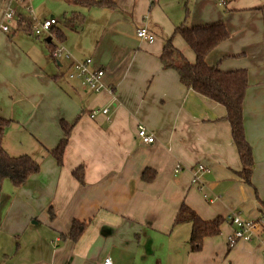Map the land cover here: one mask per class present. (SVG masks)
Here are the masks:
<instances>
[{"label": "crops", "instance_id": "1", "mask_svg": "<svg viewBox=\"0 0 264 264\" xmlns=\"http://www.w3.org/2000/svg\"><path fill=\"white\" fill-rule=\"evenodd\" d=\"M12 4L0 0V23ZM15 11L16 21H30ZM72 11L84 15L81 25ZM218 20L230 36L209 63L248 71L244 125L254 158L251 183L239 175L243 165L226 107L186 87L160 59L172 37L195 62L177 27ZM64 23L58 19L53 27L64 38L53 30L43 50L23 46L15 28L0 33V115L11 120L4 147L41 164L0 217V230L7 226L23 238L14 257L2 249L0 264H102L108 255L114 264H139L140 255L157 250L156 233H171L183 203L206 220L224 218L221 233L190 252L186 264H264L261 245H228L232 212L247 219L264 215V0H117L115 8L67 7ZM141 25L154 34L152 42L138 37ZM60 41L71 58L57 61L46 53ZM86 57L105 70L100 91L68 76L72 61ZM104 107L108 114L92 115ZM62 121L73 128L60 166L49 150L63 136ZM140 124L154 133L153 143L137 138ZM177 163L184 166L178 173ZM199 165L205 170L195 180ZM80 167L83 181L75 175ZM75 220L87 222L76 241L67 237ZM177 226L191 231L190 222Z\"/></svg>", "mask_w": 264, "mask_h": 264}, {"label": "trees", "instance_id": "2", "mask_svg": "<svg viewBox=\"0 0 264 264\" xmlns=\"http://www.w3.org/2000/svg\"><path fill=\"white\" fill-rule=\"evenodd\" d=\"M67 4L79 6L77 8L108 7L115 8L117 0H64ZM72 18L78 17L81 25L84 15L78 11L70 13ZM56 35L64 38L60 30L52 28ZM31 31V29H30ZM29 31V32H30ZM176 33H180L190 45L196 55L195 62H190L187 57L173 43L170 37L161 54L162 66L166 69H174L179 79L186 87L193 89L204 96L213 99L226 107L227 119L231 124L232 136L243 165L239 171L240 177L247 183H251L254 166L253 150L248 142L244 125V101L249 87L248 71L246 68L235 70H223L220 63L210 64L208 57L220 44L225 42L229 36V30L223 20L216 22L188 26L182 24L177 27ZM31 33V32H30ZM11 120L0 115V194L5 179H10L15 187L23 186L29 178L40 171L41 164L31 155H12L4 147L5 129ZM63 136L59 143L49 153L52 154L58 165L63 164V154L69 141L73 124L66 121L61 122ZM76 177L83 181V167L75 171ZM144 179H151L144 173ZM50 210H52L50 208ZM52 213V211H51ZM54 216V214H51ZM191 222L189 236L190 252H197L203 248L207 237H215L221 233L224 218L218 216L211 220L201 217L189 205L183 203L177 212L175 225ZM87 222L75 220L67 237L76 241L84 233ZM229 247L230 244L228 243Z\"/></svg>", "mask_w": 264, "mask_h": 264}, {"label": "rangeland", "instance_id": "3", "mask_svg": "<svg viewBox=\"0 0 264 264\" xmlns=\"http://www.w3.org/2000/svg\"><path fill=\"white\" fill-rule=\"evenodd\" d=\"M28 5L32 12L26 14L24 11V6ZM73 6V5H71ZM64 0H16L13 1L12 8L19 11H23L25 18L32 19L36 18L38 20H44L46 18L50 19L51 17H56L60 20L61 24L64 25V13L66 8L71 7ZM79 7V6H74ZM69 10V9H68ZM18 26V27H17ZM12 30L17 29V35L15 39L20 40L23 46L28 48L35 47V49H44L45 45L42 44L44 41V36L49 35L44 33L42 37L36 40V37L28 36L30 31L29 20L21 19L12 22L10 24ZM28 31L27 33L21 29ZM31 32V31H30ZM38 41L37 43L34 42ZM48 49L46 48V51ZM48 55L50 51L46 52ZM51 57V56H49ZM52 58V57H51ZM50 58V59H51ZM52 65H56L52 59ZM19 188L15 187L10 179H5L2 184V192L0 194V217L2 218L10 209V201L14 198L17 190ZM21 206V205H18ZM32 221H30L31 223ZM186 223V222H184ZM191 223V222H190ZM188 226H177L173 225L171 233H156V241L158 243L157 250L154 253H147L139 256V264H186L189 260V229ZM7 226L0 230V260H2V252L4 247L8 250L9 255L15 256L18 253V243H21L23 238L12 236L7 233ZM191 232V231H190ZM22 254L16 255V257L21 256ZM1 262V261H0Z\"/></svg>", "mask_w": 264, "mask_h": 264}, {"label": "built area", "instance_id": "4", "mask_svg": "<svg viewBox=\"0 0 264 264\" xmlns=\"http://www.w3.org/2000/svg\"><path fill=\"white\" fill-rule=\"evenodd\" d=\"M16 1V0H11ZM32 12L31 8H27ZM17 13L10 5H6L3 12V20L0 23V33L10 32V24L16 21ZM31 27V32L35 36H41L44 33H50L52 36V28L58 23L56 17L46 18L44 20H38L32 18L29 21ZM137 35L141 41L152 42L154 40V34L148 29L146 25H141L137 28ZM51 57L54 60L69 59L71 54L64 47L63 43L54 44L51 49ZM105 75V70L93 65V59L91 57H86L84 59H75L72 61L68 76L70 79H77L82 82V84L92 90L100 91L104 87L103 77ZM110 111L109 107H104L102 109H94L92 115H98L99 113L108 114ZM137 138L145 144H151L155 141V135L149 129L140 124L138 126ZM184 166L181 163H177L174 171L176 173L180 172ZM205 170L204 165H199L196 171H194V179L197 180V172ZM228 220L234 225L233 232L228 236V243L230 246L236 245L239 241H247L251 243H257L262 246L264 254V215L257 218L247 219L244 218L240 213L232 212L228 216ZM102 264H114L111 256H105Z\"/></svg>", "mask_w": 264, "mask_h": 264}, {"label": "bare ground", "instance_id": "5", "mask_svg": "<svg viewBox=\"0 0 264 264\" xmlns=\"http://www.w3.org/2000/svg\"><path fill=\"white\" fill-rule=\"evenodd\" d=\"M18 21H16V23H17ZM31 34H32V32H31ZM35 36V35H34ZM37 37H39V36H37Z\"/></svg>", "mask_w": 264, "mask_h": 264}]
</instances>
